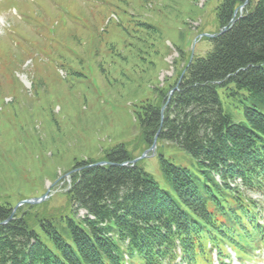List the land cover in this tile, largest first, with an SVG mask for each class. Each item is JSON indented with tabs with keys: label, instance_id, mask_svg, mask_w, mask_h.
<instances>
[{
	"label": "trees",
	"instance_id": "obj_1",
	"mask_svg": "<svg viewBox=\"0 0 264 264\" xmlns=\"http://www.w3.org/2000/svg\"><path fill=\"white\" fill-rule=\"evenodd\" d=\"M245 1L222 0L228 29L139 114L148 146L158 134L157 145L181 147L193 168L160 153L162 188L125 145L106 152L108 164L76 162L70 212L26 203L7 221L13 207L0 204V264H213L214 252L227 264L229 248L252 256L264 240L263 207L251 196L264 197V0L235 16ZM220 89L242 97L244 120L226 112Z\"/></svg>",
	"mask_w": 264,
	"mask_h": 264
},
{
	"label": "rangeland",
	"instance_id": "obj_2",
	"mask_svg": "<svg viewBox=\"0 0 264 264\" xmlns=\"http://www.w3.org/2000/svg\"><path fill=\"white\" fill-rule=\"evenodd\" d=\"M8 3L0 6V204L14 209L46 195L36 203L40 214L68 213L76 162L101 161L118 145L134 158L147 152L140 163L162 188L160 153L193 168L179 146L151 149L139 114L160 102L193 57L212 50L222 0ZM220 92L226 112L244 120L242 97ZM251 196L261 201L264 224V197ZM256 246L241 262L230 248L227 264H264V245Z\"/></svg>",
	"mask_w": 264,
	"mask_h": 264
},
{
	"label": "water",
	"instance_id": "obj_3",
	"mask_svg": "<svg viewBox=\"0 0 264 264\" xmlns=\"http://www.w3.org/2000/svg\"><path fill=\"white\" fill-rule=\"evenodd\" d=\"M249 1H250V0H246V1H245V2H244L239 8H237V9L235 10V12H234V15L236 16L237 13H238V11H239V9L245 7V6L249 3ZM233 21H234V20H233ZM227 29H228V26L224 27V28L219 32V34L225 32ZM213 36H214V35H213ZM182 75H183V74H182ZM176 88H177V86L174 87V89L172 90V92H173ZM157 140H158V134L155 136V139H154V142H153V144H152L151 149H153V148L156 146V144H157ZM146 153H147V152H145V153L143 154V156H141V157H139V158H135V159H133L131 162H132V163H137L139 160H141L142 158H144V157L146 156ZM108 163H109L108 161H100V162L95 163V165H104V164H108ZM125 164H126V163H124V165H125ZM45 197H46V195L43 196V197H41V198H35V199H30V200H24V201H21V202H20V203H19V204L13 209V212L11 213V215L9 216V218H8L7 221H9V220L12 219L15 210H16L21 204H23V203H39V202H41L43 199H45Z\"/></svg>",
	"mask_w": 264,
	"mask_h": 264
}]
</instances>
